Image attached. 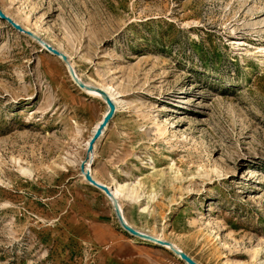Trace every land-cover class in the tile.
Wrapping results in <instances>:
<instances>
[{
  "label": "rangeland",
  "instance_id": "1",
  "mask_svg": "<svg viewBox=\"0 0 264 264\" xmlns=\"http://www.w3.org/2000/svg\"><path fill=\"white\" fill-rule=\"evenodd\" d=\"M0 9L23 28L0 15V264H188L125 230L83 160L134 227L201 264H264V0ZM27 30L114 88L97 136L105 99Z\"/></svg>",
  "mask_w": 264,
  "mask_h": 264
},
{
  "label": "water",
  "instance_id": "2",
  "mask_svg": "<svg viewBox=\"0 0 264 264\" xmlns=\"http://www.w3.org/2000/svg\"><path fill=\"white\" fill-rule=\"evenodd\" d=\"M0 15L2 17H6L7 20L9 22H11L15 27L19 28V29H23L21 28V26L16 23L15 21H13L9 16H6L0 9ZM27 32L33 36L35 39H37L38 41H40V43L51 53L58 55L67 65L68 71L70 73V75L72 76V78L74 79V81L85 91H91V90H95L97 91L104 99L106 102V109L102 115V118L100 120V122L98 123L97 127L95 128L94 131V135L97 136L102 129L104 128V126L107 124L108 120L112 117L114 110H115V104L114 101L112 99V97L101 87H95L90 85L89 83L85 82L84 80H82V78L77 74L74 66L71 64V61L69 60L67 53L59 50L58 48L54 47L53 45H51L49 42L43 40L39 35L35 34L32 31H28ZM91 159V157H90ZM86 163H88V168L85 169V165ZM81 166L83 168L85 177L94 185H96L97 187H99L100 189H102L106 195H108V197L111 200V203L113 205V208L115 210V213L117 215V218L119 220V223L121 224V226L127 230L128 232H130L131 234L144 239V240H148V241H152L154 243H157L159 245H162L170 250H172L179 258H181L182 260H184L186 263L188 264H201L198 261H196L191 255H189L186 251H184L181 247H179L176 243L161 238L159 236L153 235L151 233L145 232L143 230H140L136 227H134L131 223H129L123 213V209L119 204L118 199L115 197V195L113 194V192L111 191V189L102 182H99L98 180H96L95 178H93L89 172V168H90V162H87L86 160H83L81 163Z\"/></svg>",
  "mask_w": 264,
  "mask_h": 264
},
{
  "label": "bare ground",
  "instance_id": "3",
  "mask_svg": "<svg viewBox=\"0 0 264 264\" xmlns=\"http://www.w3.org/2000/svg\"><path fill=\"white\" fill-rule=\"evenodd\" d=\"M68 69V68H67ZM78 74V73H77ZM72 77V76H71ZM112 95H110L111 97L113 96L114 98H115V93H114V91L112 90V89H114L112 86H109V87H107L106 88ZM106 91V90H105ZM86 92H90L91 94H95V95H99L98 94V92L97 91H95V90H91V91H86ZM92 92H97V93H92ZM107 92V91H106ZM109 94V93H108ZM100 96V95H99ZM87 164V163H86ZM85 168H86V165H85ZM88 168V167H87ZM99 182H101V181H99ZM102 183H105V182H102ZM110 189H111V191L113 192V194L115 195V197L116 198H118L119 197V195H120V189L119 188H114V187H112L111 185H109L108 183H105ZM110 199V198H109ZM119 201V200H118ZM120 204V203H119ZM120 206H121V204H120Z\"/></svg>",
  "mask_w": 264,
  "mask_h": 264
}]
</instances>
